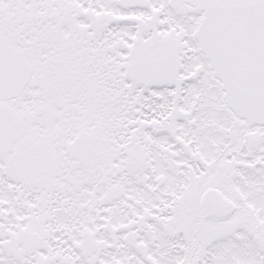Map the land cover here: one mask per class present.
<instances>
[{
  "label": "snow or ice",
  "instance_id": "obj_1",
  "mask_svg": "<svg viewBox=\"0 0 264 264\" xmlns=\"http://www.w3.org/2000/svg\"><path fill=\"white\" fill-rule=\"evenodd\" d=\"M0 264H264V0H0Z\"/></svg>",
  "mask_w": 264,
  "mask_h": 264
}]
</instances>
